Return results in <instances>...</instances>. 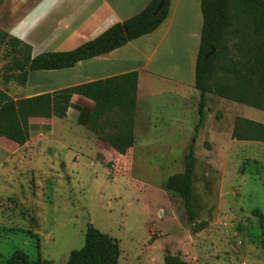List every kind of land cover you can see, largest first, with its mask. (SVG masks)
<instances>
[{"label": "rangeland", "instance_id": "obj_1", "mask_svg": "<svg viewBox=\"0 0 264 264\" xmlns=\"http://www.w3.org/2000/svg\"><path fill=\"white\" fill-rule=\"evenodd\" d=\"M175 27L186 39L188 26ZM226 40L232 46L230 33ZM13 56L12 44L0 48V89L9 96L22 87L10 68ZM223 62H215L213 82L239 88L219 70ZM147 89L163 120L145 146L115 168H92L83 159L77 164L75 152L68 153L66 168L58 159L35 166L19 159L3 168L7 157L0 149V263L21 253L31 262L67 264L84 248L92 225L119 241V264H165L168 255L187 264H264V227L255 214L264 218V144L231 138L237 118L264 124V112L208 95L200 124L197 90L158 77L145 80L142 92ZM192 143L193 206L198 222L208 223L198 234L182 198L166 187L184 172Z\"/></svg>", "mask_w": 264, "mask_h": 264}, {"label": "trees", "instance_id": "obj_2", "mask_svg": "<svg viewBox=\"0 0 264 264\" xmlns=\"http://www.w3.org/2000/svg\"><path fill=\"white\" fill-rule=\"evenodd\" d=\"M160 0L152 2L138 15L118 23L93 41L66 53H46L32 57V48L0 30V48L12 44L13 67L25 86L30 72L57 71L75 67L79 62L110 54L144 36L153 34L167 19L170 0L155 15ZM203 28L196 63L195 88L201 94L199 122L203 123L207 96L214 95L239 105L264 112V0H202ZM233 37L229 46L227 34ZM213 52V55L211 53ZM223 60L219 70L232 76L239 85L214 83L215 62ZM5 77L9 80L11 72ZM13 76V75H12ZM8 77V78H7ZM15 78V77H14ZM138 73H130L51 94L14 100L0 89V139L23 147L29 140V122L33 118L64 119L73 96H83L96 104L95 114L111 112L107 125L113 130L102 140L125 156L135 144L134 126L138 92ZM232 139L264 144V124L237 118ZM195 145L185 156V170L167 182V190L179 195L188 219L194 223V234L208 227L198 222L193 206L194 178L197 165ZM261 226L264 227V218ZM119 241L101 233L92 225L87 229L85 246L70 254L67 264H119ZM2 264V263H0ZM5 264H51L46 260L29 261L15 253ZM165 264H187L179 257L166 256Z\"/></svg>", "mask_w": 264, "mask_h": 264}, {"label": "crops", "instance_id": "obj_3", "mask_svg": "<svg viewBox=\"0 0 264 264\" xmlns=\"http://www.w3.org/2000/svg\"><path fill=\"white\" fill-rule=\"evenodd\" d=\"M151 2L0 0V30L30 46L33 58L46 53H66L95 40L114 25L138 15ZM201 2L170 0L167 19L153 34L110 54L79 62L70 69L30 72L26 85L15 87L10 96L14 100L28 99L138 73L135 144L125 156L102 140V137L113 132L107 125L111 112L96 115V104L93 101L75 95L64 119L54 117L30 120L29 140L25 146L20 147L4 138L0 139V149L7 157L1 166L6 168L19 159L33 166L41 165L42 159L51 162L58 159V164L66 168L68 153L75 152V163L80 164L83 159L92 168L109 169V165L115 168L118 161L126 160L138 146H145L146 139L155 133L154 124L158 123V119L163 120L161 115L158 117L156 114L158 109L148 89L142 92L145 80L158 77L191 91L196 90V63L203 28ZM181 22L189 28L188 40L179 39L181 33L175 26ZM175 41L179 43L175 45ZM172 53L173 58H170ZM166 120L173 121L169 116ZM233 129L234 126L231 138ZM232 141L235 144L257 143ZM82 165L86 166L84 163Z\"/></svg>", "mask_w": 264, "mask_h": 264}, {"label": "water", "instance_id": "obj_4", "mask_svg": "<svg viewBox=\"0 0 264 264\" xmlns=\"http://www.w3.org/2000/svg\"><path fill=\"white\" fill-rule=\"evenodd\" d=\"M166 1L167 0H160V4H159V7H158L155 15H158L164 9ZM211 55H213V52L211 53Z\"/></svg>", "mask_w": 264, "mask_h": 264}]
</instances>
